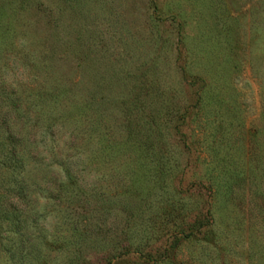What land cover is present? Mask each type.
Wrapping results in <instances>:
<instances>
[{
	"label": "rangeland",
	"instance_id": "1",
	"mask_svg": "<svg viewBox=\"0 0 264 264\" xmlns=\"http://www.w3.org/2000/svg\"><path fill=\"white\" fill-rule=\"evenodd\" d=\"M0 224V264H264V0H0Z\"/></svg>",
	"mask_w": 264,
	"mask_h": 264
},
{
	"label": "trees",
	"instance_id": "2",
	"mask_svg": "<svg viewBox=\"0 0 264 264\" xmlns=\"http://www.w3.org/2000/svg\"><path fill=\"white\" fill-rule=\"evenodd\" d=\"M138 127L141 128V135L139 138L133 137L134 135L131 134V130L127 132V136L130 139L128 143H125V145L130 144V142H136V144L141 145V148L146 152L151 154L152 156H155L160 160L161 155L163 154V140L160 134V131L157 129L156 124L153 123L152 120L144 118L143 120H140L139 123L137 122ZM120 146H108L106 147V152L109 153L110 151L118 154ZM24 147L20 143H18V146L15 144L12 147V158L13 163L11 164V167L14 171L17 169H20L22 165L24 164L22 161L21 152L23 151ZM24 185H22V182H18V180H15V187L17 189L18 193L22 190ZM14 188V187H13ZM15 190V188H14ZM20 215V214H19ZM18 218V217H16ZM11 227H16V229H21L24 227V224L22 223V219H17L13 223L10 224ZM2 229V224H0V230ZM21 240V239H20ZM11 241L6 238H0V263L2 262V258L6 256L5 258L8 259L9 256L11 258L16 257L17 259H21L23 255L25 254L24 250V244L23 242L18 245H16V249H18V253L14 252L13 246L10 245ZM40 261V260H39ZM22 263V262H20ZM4 264V263H3ZM46 264V263H45Z\"/></svg>",
	"mask_w": 264,
	"mask_h": 264
}]
</instances>
